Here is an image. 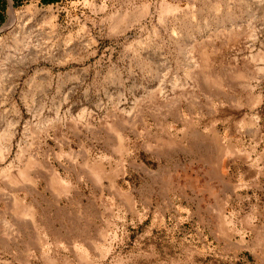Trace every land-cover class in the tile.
<instances>
[{
	"label": "rangeland",
	"instance_id": "obj_1",
	"mask_svg": "<svg viewBox=\"0 0 264 264\" xmlns=\"http://www.w3.org/2000/svg\"><path fill=\"white\" fill-rule=\"evenodd\" d=\"M30 3L56 27L0 86V264H264V0H8L0 27Z\"/></svg>",
	"mask_w": 264,
	"mask_h": 264
},
{
	"label": "bare ground",
	"instance_id": "obj_2",
	"mask_svg": "<svg viewBox=\"0 0 264 264\" xmlns=\"http://www.w3.org/2000/svg\"><path fill=\"white\" fill-rule=\"evenodd\" d=\"M41 11L44 10L34 3L22 8L12 6L9 8L8 19L0 27V86L14 77H23L27 73L31 60L35 57L33 52L37 56L43 53L45 43L43 39L49 37V34L52 35L56 24L46 19L42 23L37 22V16ZM32 80L33 78L27 82L30 84ZM16 89L17 84H13L8 92L13 95Z\"/></svg>",
	"mask_w": 264,
	"mask_h": 264
},
{
	"label": "trees",
	"instance_id": "obj_3",
	"mask_svg": "<svg viewBox=\"0 0 264 264\" xmlns=\"http://www.w3.org/2000/svg\"><path fill=\"white\" fill-rule=\"evenodd\" d=\"M44 2H52L55 0H43ZM6 10L5 0H0V22L4 19V11Z\"/></svg>",
	"mask_w": 264,
	"mask_h": 264
},
{
	"label": "crops",
	"instance_id": "obj_4",
	"mask_svg": "<svg viewBox=\"0 0 264 264\" xmlns=\"http://www.w3.org/2000/svg\"><path fill=\"white\" fill-rule=\"evenodd\" d=\"M5 2H6V5H7V3H8V0H5Z\"/></svg>",
	"mask_w": 264,
	"mask_h": 264
}]
</instances>
